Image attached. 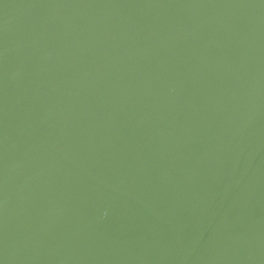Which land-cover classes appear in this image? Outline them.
Returning a JSON list of instances; mask_svg holds the SVG:
<instances>
[{
  "label": "water",
  "instance_id": "obj_1",
  "mask_svg": "<svg viewBox=\"0 0 264 264\" xmlns=\"http://www.w3.org/2000/svg\"><path fill=\"white\" fill-rule=\"evenodd\" d=\"M0 264H264V0H0Z\"/></svg>",
  "mask_w": 264,
  "mask_h": 264
}]
</instances>
